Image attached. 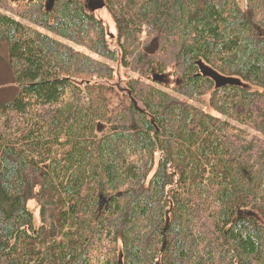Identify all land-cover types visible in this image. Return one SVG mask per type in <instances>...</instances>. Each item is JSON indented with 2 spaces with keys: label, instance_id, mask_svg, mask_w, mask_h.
<instances>
[{
  "label": "trees",
  "instance_id": "1",
  "mask_svg": "<svg viewBox=\"0 0 264 264\" xmlns=\"http://www.w3.org/2000/svg\"><path fill=\"white\" fill-rule=\"evenodd\" d=\"M88 4L0 0V264H264V0Z\"/></svg>",
  "mask_w": 264,
  "mask_h": 264
},
{
  "label": "rangeland",
  "instance_id": "2",
  "mask_svg": "<svg viewBox=\"0 0 264 264\" xmlns=\"http://www.w3.org/2000/svg\"><path fill=\"white\" fill-rule=\"evenodd\" d=\"M85 1H86V4L89 3L91 5V7L94 9L99 8V6L101 5V2H102V0H85ZM238 1L241 5L245 4V0H238ZM89 4H88V7L90 6ZM96 15L99 16L103 20V22L107 28L108 36L111 37L112 35H114L115 34V26H114L113 20H112L111 16L108 14V12L105 9H99L97 11ZM175 79H177L178 82L181 83L180 76L176 77ZM0 83H1L0 89L3 91V94H4L7 92L6 90L8 88V85L9 86L11 85L9 73H8V71L4 65L0 69ZM203 106H204L203 109L211 112L207 101L204 103ZM100 128L103 129L102 126ZM100 206L102 208L104 206V204H102Z\"/></svg>",
  "mask_w": 264,
  "mask_h": 264
},
{
  "label": "water",
  "instance_id": "3",
  "mask_svg": "<svg viewBox=\"0 0 264 264\" xmlns=\"http://www.w3.org/2000/svg\"><path fill=\"white\" fill-rule=\"evenodd\" d=\"M156 49H157V45L153 41L149 46L146 47L145 50H146V52L148 54H153ZM202 73H203L204 76H210V77H212L216 81H219L220 80V77L215 72L207 71V70H202ZM106 202H107V200L104 198L103 195H101V197H100V203H101V205L104 204V203H106ZM242 213L243 212L239 211L238 218H241V214ZM245 214H247V213H245ZM169 223H170V219H169V217H167L166 226H165V228L163 230L164 242H163V246H162V251H164L165 246L167 244V240H166V237H165V232L167 231V228L169 226Z\"/></svg>",
  "mask_w": 264,
  "mask_h": 264
},
{
  "label": "flooded vegetation",
  "instance_id": "4",
  "mask_svg": "<svg viewBox=\"0 0 264 264\" xmlns=\"http://www.w3.org/2000/svg\"><path fill=\"white\" fill-rule=\"evenodd\" d=\"M83 1L86 3L85 0H83ZM244 216H245V212L241 214V218H244ZM241 218H238V219H241Z\"/></svg>",
  "mask_w": 264,
  "mask_h": 264
}]
</instances>
